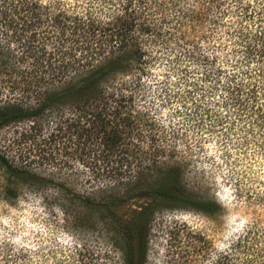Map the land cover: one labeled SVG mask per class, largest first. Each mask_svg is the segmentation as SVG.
Instances as JSON below:
<instances>
[{
	"label": "rangeland",
	"instance_id": "1",
	"mask_svg": "<svg viewBox=\"0 0 264 264\" xmlns=\"http://www.w3.org/2000/svg\"><path fill=\"white\" fill-rule=\"evenodd\" d=\"M27 1L0 0V264H264V62L245 52L264 0H157L141 64L123 68L156 142L114 99L55 95L54 15L107 5L38 0L32 24Z\"/></svg>",
	"mask_w": 264,
	"mask_h": 264
},
{
	"label": "trees",
	"instance_id": "2",
	"mask_svg": "<svg viewBox=\"0 0 264 264\" xmlns=\"http://www.w3.org/2000/svg\"><path fill=\"white\" fill-rule=\"evenodd\" d=\"M98 1L107 6L103 10L88 7L85 15L59 13L53 17V20H58V23L62 25L65 33L64 50H60V56L67 67L64 78L67 77L66 83H68L65 92L55 93V95L72 93L73 98L86 107L97 105L104 99H114L126 109L125 115L131 116L142 129L149 130L152 134L151 139L156 142L154 132L157 130L153 123L151 126L150 123L145 122L148 114L131 109L138 95L136 82L139 77L129 80L125 77L127 72L136 69L123 68H132L141 64L145 50L142 40L154 36L155 23L152 21L154 19L152 16H154V4L157 0ZM27 5L32 20L30 23L36 24L46 20L47 16L41 11L42 7L38 4V0H28ZM97 12L102 14V17H97ZM258 36L259 43L253 46L248 43L245 45V52L247 59L264 62V30H261ZM78 41L80 44H77ZM249 49L253 52L252 54ZM234 82L233 85L228 86L231 91L238 89V81ZM227 99L237 107L242 104L238 97L230 96ZM255 105L257 109L261 106L257 101ZM96 116L101 117L102 112H97ZM100 124L103 141L112 145L120 142L122 138L117 129L110 127L105 131V125L102 122ZM196 205L197 209L203 211L213 210L210 201H199ZM250 233L252 230L249 228L238 237V243L251 242L253 238ZM217 261L215 264L231 263Z\"/></svg>",
	"mask_w": 264,
	"mask_h": 264
}]
</instances>
